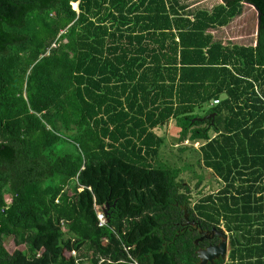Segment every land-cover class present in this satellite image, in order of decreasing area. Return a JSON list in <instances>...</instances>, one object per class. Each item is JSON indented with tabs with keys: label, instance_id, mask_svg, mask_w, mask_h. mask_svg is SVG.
Listing matches in <instances>:
<instances>
[{
	"label": "trees",
	"instance_id": "1",
	"mask_svg": "<svg viewBox=\"0 0 264 264\" xmlns=\"http://www.w3.org/2000/svg\"><path fill=\"white\" fill-rule=\"evenodd\" d=\"M223 1L0 0V264H201L185 214L264 264V0ZM245 4L258 43L217 38ZM173 122L222 183L194 206Z\"/></svg>",
	"mask_w": 264,
	"mask_h": 264
},
{
	"label": "rangeland",
	"instance_id": "2",
	"mask_svg": "<svg viewBox=\"0 0 264 264\" xmlns=\"http://www.w3.org/2000/svg\"><path fill=\"white\" fill-rule=\"evenodd\" d=\"M182 3L188 4V8L193 12L199 9L210 11L215 6L222 4L223 1L182 0ZM73 7L75 8V6ZM257 25V11L246 4L243 15L235 19L226 28L219 30L216 33V36L226 43L232 42L242 46L256 45ZM198 114L204 116L205 113L199 112ZM159 133L165 138V146L161 149L159 162L166 167L182 170L180 180L185 182V184L191 189V205L194 206L201 198L208 196L209 194L217 193L222 187V183L202 164V156L200 153V148L202 146L201 142H193L189 139L183 143H179L181 128L175 122L168 127H162L159 130ZM200 178H203V182L201 185L197 186ZM219 231L225 232L228 235L229 244L230 234L224 229V227ZM6 245L8 248H12L10 241L6 242ZM228 255L229 250L225 260L228 258Z\"/></svg>",
	"mask_w": 264,
	"mask_h": 264
},
{
	"label": "water",
	"instance_id": "3",
	"mask_svg": "<svg viewBox=\"0 0 264 264\" xmlns=\"http://www.w3.org/2000/svg\"><path fill=\"white\" fill-rule=\"evenodd\" d=\"M223 3H224V1H223ZM248 5L253 7L258 13V25H257V43H258L260 29H261V23H262L261 11H259L257 9V7H255L253 5H250V4H248ZM77 8H78V3L76 4V7L74 9L77 10ZM214 118H215V115H211V116H206L204 118L198 119V121L203 122V121H208L211 119L212 124H214ZM104 213L106 216L108 215V208L105 209ZM185 218H186L188 224L194 223V221L188 220L187 214H185ZM212 232L216 233L217 236H219V238L222 239V242L218 246H210L206 250L198 251V257L201 260V264H207V263L214 264V261L216 259H219V258L225 259L227 257L228 235L225 232H221L217 229H213ZM206 238H209V236H206ZM203 240H204V238L197 239L195 244L198 245Z\"/></svg>",
	"mask_w": 264,
	"mask_h": 264
},
{
	"label": "flooded vegetation",
	"instance_id": "4",
	"mask_svg": "<svg viewBox=\"0 0 264 264\" xmlns=\"http://www.w3.org/2000/svg\"><path fill=\"white\" fill-rule=\"evenodd\" d=\"M182 228L188 229L190 231L195 230L196 233L199 235L197 239L204 238V240L201 241L196 246H199L201 243L208 242V245L207 246H205L203 248L202 247L201 248H198L197 255H198V251H200V250H206L210 246H218L222 242V239L219 238V236H217L216 233H213L212 232L213 229L211 231H204V230H202L200 224L197 223L196 221H194L193 224H188L187 222H185V223L182 224ZM206 236H209V238H206ZM219 259H221V258H219ZM219 259H216V260H219Z\"/></svg>",
	"mask_w": 264,
	"mask_h": 264
},
{
	"label": "built area",
	"instance_id": "5",
	"mask_svg": "<svg viewBox=\"0 0 264 264\" xmlns=\"http://www.w3.org/2000/svg\"><path fill=\"white\" fill-rule=\"evenodd\" d=\"M167 8H169V4H167ZM188 18L191 19V20H193V17L192 16H189ZM218 103H219L218 100H215L214 101V105H217ZM98 220L100 221V226H104L107 223L106 216H105L104 213H99L98 214ZM71 256L73 257L75 264H81L80 263V261H81L80 259L81 258H80L79 254H78V251L73 250L72 253H71ZM133 263L134 264H138L137 262H133Z\"/></svg>",
	"mask_w": 264,
	"mask_h": 264
},
{
	"label": "crops",
	"instance_id": "6",
	"mask_svg": "<svg viewBox=\"0 0 264 264\" xmlns=\"http://www.w3.org/2000/svg\"><path fill=\"white\" fill-rule=\"evenodd\" d=\"M246 5V4H245ZM248 5V4H247Z\"/></svg>",
	"mask_w": 264,
	"mask_h": 264
}]
</instances>
